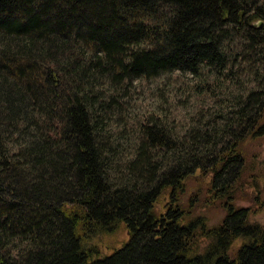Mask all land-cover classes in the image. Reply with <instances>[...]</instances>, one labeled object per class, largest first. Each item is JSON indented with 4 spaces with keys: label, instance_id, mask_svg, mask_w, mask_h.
Masks as SVG:
<instances>
[{
    "label": "trees",
    "instance_id": "trees-1",
    "mask_svg": "<svg viewBox=\"0 0 264 264\" xmlns=\"http://www.w3.org/2000/svg\"><path fill=\"white\" fill-rule=\"evenodd\" d=\"M187 76L190 123L131 118L142 82ZM263 134L264 0H0V264H264V225L230 201ZM196 171L216 225L177 204ZM120 223L101 256L89 238Z\"/></svg>",
    "mask_w": 264,
    "mask_h": 264
},
{
    "label": "rangeland",
    "instance_id": "rangeland-1",
    "mask_svg": "<svg viewBox=\"0 0 264 264\" xmlns=\"http://www.w3.org/2000/svg\"><path fill=\"white\" fill-rule=\"evenodd\" d=\"M257 23L262 25L263 20H259ZM190 82H193V79L189 78V76L172 80L170 85H163V82H160L159 79H154L151 82H142L133 94V102L136 107H134L133 113L130 111L131 118L135 116L138 109L141 112H145L143 115L150 112L154 113L153 111L156 109L160 114L162 110H170L171 120L177 129L187 125L190 123V118H195L197 115L196 110L187 115L186 108H180L187 99L186 95L180 93L183 89L190 88L188 87L192 84ZM168 87L172 89V99H169V104L167 105L165 103L159 104L161 101L159 93L165 99L169 97V94L163 92L168 90ZM163 88L165 90L161 91ZM189 93L193 94V91L186 89L185 94ZM204 97L209 98L207 95ZM128 101L132 102V100ZM189 101L190 103L188 104H194L193 99H189ZM211 106L210 102L207 106L208 111L212 110ZM205 108L200 109L199 112L204 111ZM241 148L244 157V168L236 180L238 183L235 182L237 187L234 183L236 192L230 201L236 207L249 208L248 218L250 222L264 225V134L247 137L243 141ZM209 180V174L203 175L199 171L187 176L183 181L184 187L178 195L177 204H180L183 212L186 211V215H183V217L187 220L202 218L208 226H212L223 219L226 211L223 200L214 199L211 195L212 193L207 191ZM168 201L169 189H166L156 200L154 208L157 212H163ZM127 239L128 231L124 224L120 223L111 233L93 235L92 238H89L88 243L97 245L100 255L103 256L110 254L114 248L120 247ZM240 241V239H236L231 250L235 249ZM207 242L208 239L206 237H199L197 249L202 251Z\"/></svg>",
    "mask_w": 264,
    "mask_h": 264
},
{
    "label": "water",
    "instance_id": "water-1",
    "mask_svg": "<svg viewBox=\"0 0 264 264\" xmlns=\"http://www.w3.org/2000/svg\"><path fill=\"white\" fill-rule=\"evenodd\" d=\"M259 24H261V23H259Z\"/></svg>",
    "mask_w": 264,
    "mask_h": 264
}]
</instances>
